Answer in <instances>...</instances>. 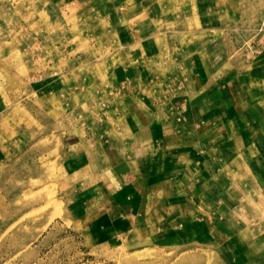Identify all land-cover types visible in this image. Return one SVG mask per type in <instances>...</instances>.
I'll return each mask as SVG.
<instances>
[{"label":"rangeland","instance_id":"374dc122","mask_svg":"<svg viewBox=\"0 0 264 264\" xmlns=\"http://www.w3.org/2000/svg\"><path fill=\"white\" fill-rule=\"evenodd\" d=\"M261 49L264 0H0V264H264L263 238H138L100 157L128 117L120 58L168 103ZM72 143L96 151L92 171L63 164Z\"/></svg>","mask_w":264,"mask_h":264},{"label":"crops","instance_id":"0c3cea01","mask_svg":"<svg viewBox=\"0 0 264 264\" xmlns=\"http://www.w3.org/2000/svg\"><path fill=\"white\" fill-rule=\"evenodd\" d=\"M259 52L243 72L218 75L206 90L191 89L168 103L127 84L129 66L120 58L114 75L128 117L121 131L108 132L100 157L138 238L194 225L201 236L217 237L218 246L225 238L239 242L236 249L262 244L264 49ZM96 155L72 143L62 159L81 174L92 171Z\"/></svg>","mask_w":264,"mask_h":264}]
</instances>
